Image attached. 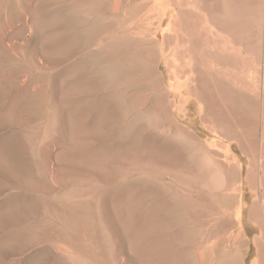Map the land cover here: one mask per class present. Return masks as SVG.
Instances as JSON below:
<instances>
[{"label": "rangeland", "instance_id": "obj_1", "mask_svg": "<svg viewBox=\"0 0 264 264\" xmlns=\"http://www.w3.org/2000/svg\"><path fill=\"white\" fill-rule=\"evenodd\" d=\"M0 264H264V0H0Z\"/></svg>", "mask_w": 264, "mask_h": 264}]
</instances>
